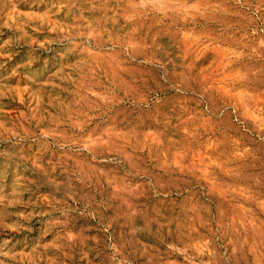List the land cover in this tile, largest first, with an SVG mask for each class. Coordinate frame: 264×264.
I'll list each match as a JSON object with an SVG mask.
<instances>
[{"label":"rangeland","instance_id":"obj_1","mask_svg":"<svg viewBox=\"0 0 264 264\" xmlns=\"http://www.w3.org/2000/svg\"><path fill=\"white\" fill-rule=\"evenodd\" d=\"M0 264H264V0H0Z\"/></svg>","mask_w":264,"mask_h":264}]
</instances>
